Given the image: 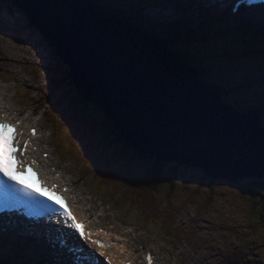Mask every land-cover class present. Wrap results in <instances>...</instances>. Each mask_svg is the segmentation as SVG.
Listing matches in <instances>:
<instances>
[{
	"label": "water",
	"instance_id": "obj_1",
	"mask_svg": "<svg viewBox=\"0 0 264 264\" xmlns=\"http://www.w3.org/2000/svg\"><path fill=\"white\" fill-rule=\"evenodd\" d=\"M7 1L51 45L83 100L139 157L230 183L264 180L260 116L230 108L163 45L80 0Z\"/></svg>",
	"mask_w": 264,
	"mask_h": 264
},
{
	"label": "rangeland",
	"instance_id": "obj_2",
	"mask_svg": "<svg viewBox=\"0 0 264 264\" xmlns=\"http://www.w3.org/2000/svg\"><path fill=\"white\" fill-rule=\"evenodd\" d=\"M83 4L89 7L84 1ZM171 7L176 13L170 16L175 18L181 13V10L172 6V4H169L166 10L172 9ZM156 8L157 10H155ZM90 9L96 11L93 8ZM105 9L110 10L107 7ZM145 12L149 14L159 12V18L167 19L166 11L158 10L157 6H150L145 9ZM120 44L119 50L121 49ZM181 44H168V46L166 44V51L168 50L169 54L178 58V55L169 52V50L177 49L181 47ZM192 45L196 48H208L203 40L195 41ZM52 50L53 48L48 45L45 38L28 24L27 17L19 9L7 0L2 1L0 4V70L8 72L11 78L7 79L8 74L1 75L0 94L9 102L8 105L21 111L18 99L15 97L14 83L19 82L30 88L29 96L33 97L35 102L31 100L32 105L26 106L23 104L22 99L20 100L23 109L26 111L23 118L27 119L29 125L38 122L47 129L45 135L44 132H41L39 141L47 149L49 148L43 141L48 140L52 143L51 146H56L55 152L53 151L54 156L57 159L62 156L61 161L64 164L61 166L67 170V180L74 183L73 188H80L84 191L86 201L83 205L95 207L98 212L107 208L105 216H94L92 221L97 222L101 219L104 224L116 228L122 234V237H129L130 242H127L126 249L129 250V247L132 246L141 252V257H143L144 248H153L158 253L157 264H210L211 262L221 264V260L216 261L214 254L220 253L221 258L222 255L227 256L229 252L223 251L228 248L244 251L248 256V258H245V264H264V207H262L264 200L261 196L264 193V187L259 185L248 183L247 186L253 189V191H248L245 187L231 184L224 179L211 180L198 169L180 168V180L176 182L178 187L175 189L176 192L171 202L176 214L165 226L168 232L165 237L170 239V236H173L176 239V244L172 247L173 255L168 253L162 235H144L145 229H139L140 226L144 225V222L138 220L136 226H125L114 218L113 210L108 205L96 204L93 206L91 204V197L86 196L88 193L84 186L89 190H98L102 198L107 200L112 207H119L123 200L127 202L128 197L131 195L125 183L115 179L107 184L109 192L103 193L97 186L87 182L89 173L86 170H83L84 174L80 177L81 172L70 161V156L74 155L68 150L67 141L64 144L68 132L61 130L56 121L49 120V114L46 112L45 101L47 100L45 95L47 90L55 87L61 76L64 75L63 71L66 68L62 65L60 59L59 62L54 59ZM178 59L186 65L181 57ZM256 59L261 61L257 66L250 63L252 60H214L213 70L207 73L208 76L206 72L200 71L196 67L186 66L195 70L196 79L208 86L223 83L239 84L242 88L239 97L244 98V104H256L261 99L264 100V65H262L264 59L262 57ZM199 66L202 67L200 64ZM13 78L15 79L11 80ZM229 100L234 102L235 95H230ZM54 128L58 131L55 132V138L61 144L52 139ZM42 138L43 141H41ZM58 144H60L62 150ZM144 163L139 164L142 175L146 174L144 170L147 167ZM68 167L73 168L76 174ZM89 170L94 172L92 167ZM136 184V180L131 182L132 187ZM158 189L157 198H163L166 192L165 182L158 183ZM207 192H210V194L213 192L212 196L214 198L212 201L204 200ZM156 203L161 209L165 206L164 202L156 200ZM109 218L113 222H109ZM122 219L131 222L127 220L125 214ZM211 242L214 247H212ZM125 253L129 255L127 252ZM25 256V259L30 261L39 259V255L34 253ZM0 260L5 261L8 259L0 257ZM37 262L39 261L34 263L22 262V264H35Z\"/></svg>",
	"mask_w": 264,
	"mask_h": 264
},
{
	"label": "trees",
	"instance_id": "obj_3",
	"mask_svg": "<svg viewBox=\"0 0 264 264\" xmlns=\"http://www.w3.org/2000/svg\"><path fill=\"white\" fill-rule=\"evenodd\" d=\"M2 1L5 0H0V3ZM82 1L86 2L90 8H93L101 14L104 13L107 16L122 19L121 14L113 10V8H110V10L103 8L107 6V4H102L99 0ZM116 4L119 5L118 1H116ZM125 22L140 29L137 25V19L133 16L132 18L126 19ZM158 31L159 32H156L152 29L148 34L156 39L164 37L166 41L173 40L174 43L172 44L182 43L181 47L169 50V52L180 56L186 65L196 67L200 71L206 72V75L212 71V60L209 59L215 57L213 52L203 50L198 51L196 54L188 44L176 37V32L170 29L166 31L164 27H161ZM208 35L214 50L221 51L217 54L221 58L225 57V53H223L225 51H228L230 54H235L236 51L240 49L237 46V42L234 40L220 38L218 36L215 38L213 32L208 33ZM193 36L199 37L200 35L194 34ZM175 40L177 41L176 43ZM48 45L50 44L48 43ZM52 56L59 62V58H57L54 50H52ZM199 64L202 67H200ZM63 72L65 75L60 80L61 84L51 89L52 93L46 98L47 101H45V104H47V113L49 114L48 119L56 121L61 129H65L68 132L67 144L69 148L73 147L77 150L78 154H81V157H77V159H83V162L85 160L86 163L82 164L83 167L88 163V166L100 169L101 171L99 172L101 173L94 176L102 182L106 181V184L112 182L107 176H110L113 171H117L118 177L123 175L126 182L129 181L131 183L133 180H136L133 176L136 173H132L130 170L135 171L137 165L139 166V164L145 162L144 164L148 168L144 170L146 174L142 175V169L137 172L142 182L137 183L136 188L125 183L131 196L128 197L126 204L122 203L119 207L122 208L126 205L123 213L129 221L133 220L138 223V220H140L144 222L145 235L166 232L165 226L176 214L171 202L176 192L175 189L178 187L176 186V182L181 174L180 166L178 164L171 166L169 165L170 163H163L155 158L151 160L139 157L137 152L133 150L121 136L116 134L112 124L101 114L98 107L83 100L82 95L75 90L67 71ZM209 86L213 90H216L225 101H227L226 98L233 93L232 89L227 88L225 85L212 84ZM227 102L231 105H235V107L251 108L260 113L262 124L264 125V103L254 106L251 105V103L244 104V99L239 96H235L234 102ZM73 140H76V143H74ZM89 142L92 146L88 145ZM85 152H87V155H85ZM81 160L77 163H80ZM101 161H104V167ZM167 172H169V176H167ZM204 176L207 175L204 174ZM209 178L211 180L214 179L213 177ZM162 182L166 184V192L163 198H157L159 192L158 183ZM249 183L264 187V182L252 181ZM245 188L248 191H253L249 186H245ZM212 193L213 192H211V194L207 192L204 200L212 201L214 198ZM261 196L264 200V193H262ZM156 200L164 202L165 206L162 209L159 208ZM262 207H264V205H262ZM148 225L149 227H147ZM224 263H230V260L221 259V264Z\"/></svg>",
	"mask_w": 264,
	"mask_h": 264
},
{
	"label": "snow or ice",
	"instance_id": "obj_4",
	"mask_svg": "<svg viewBox=\"0 0 264 264\" xmlns=\"http://www.w3.org/2000/svg\"><path fill=\"white\" fill-rule=\"evenodd\" d=\"M258 3L264 6V0H261V2ZM261 12L264 13V7L261 8ZM32 131L34 134L35 129ZM28 143L29 141L25 140L24 148H20V142L17 139L15 126L11 122L0 118V176L6 177V180L8 181H13L15 185L19 186L20 191L27 197L45 196L47 199L53 200L54 203L60 205L63 209L64 216L72 221L71 227L79 231L80 236L83 237L84 231L82 225L76 222L75 217L66 205L65 198L56 193L55 186L49 189L44 185L42 189L38 191L16 178V175L14 174L16 172L23 173L25 171H32L31 166L25 163V161L20 159L17 155L18 152L20 156L24 154V150L27 148ZM37 182L43 184L42 181ZM95 243L99 244L100 247H103L99 241H95ZM151 259L152 257L149 255V264H151Z\"/></svg>",
	"mask_w": 264,
	"mask_h": 264
},
{
	"label": "bare ground",
	"instance_id": "obj_5",
	"mask_svg": "<svg viewBox=\"0 0 264 264\" xmlns=\"http://www.w3.org/2000/svg\"><path fill=\"white\" fill-rule=\"evenodd\" d=\"M151 15H153V16H157V17H158V16H159V12L151 13ZM166 15H169L167 11H166ZM137 32H138V31H137ZM163 42H164L165 46H166V44H172V43H174L173 40H172V41H166V40H163ZM175 42H177V41L175 40ZM122 45H123V47H125L124 44H122ZM125 50H126V49L124 48L123 51H125ZM4 106H5L4 101L0 100V114H1V113H4V114L7 115V116L12 115L11 110L8 109L9 107L6 108V107H4ZM102 165L104 166V164H102ZM97 233L99 234L100 231L97 232ZM100 234H101V233H100ZM155 234H160V233H155ZM114 235L117 236L116 239H114L115 242H113L111 235H109V236L106 238V244L111 245V246H109V251H110V254H111V258H112L114 261H117L118 264H125L126 259H125V257L121 254V253H122V252H121V249L124 250V252H127L130 256H134V254H133L131 248H129V250L126 249V247H127L126 243H127V242H126L125 238H124V241H123V239L121 238V235H119V234H114ZM160 235H161V234H160ZM162 236H163V235H162ZM163 237H164V236H163ZM164 238H167V237H164ZM167 239H168V238H167ZM122 242H123V243H122ZM175 242H176V241H175ZM121 243H122V244H121ZM38 252H39V251H30V250H27V249H23V250H17V251H15L16 255H18V254L26 255V254H33V253H38ZM53 258L56 259V260H58V261L64 262V263H68V261H67L64 257H62L61 255H59V254H58V255H55ZM131 263H132V264L135 263L133 257L131 258ZM142 264H146V263H142Z\"/></svg>",
	"mask_w": 264,
	"mask_h": 264
},
{
	"label": "clouds",
	"instance_id": "obj_6",
	"mask_svg": "<svg viewBox=\"0 0 264 264\" xmlns=\"http://www.w3.org/2000/svg\"><path fill=\"white\" fill-rule=\"evenodd\" d=\"M81 94V93H80ZM102 114V113H101ZM107 119V118H106ZM183 167H185V165L183 166ZM187 168V167H186ZM168 176V175H167Z\"/></svg>",
	"mask_w": 264,
	"mask_h": 264
}]
</instances>
